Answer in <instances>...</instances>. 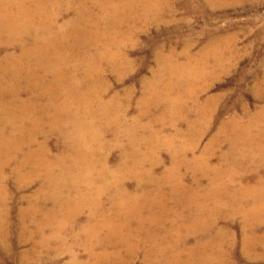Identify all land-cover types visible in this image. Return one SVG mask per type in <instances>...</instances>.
I'll return each instance as SVG.
<instances>
[{"label": "bare ground", "instance_id": "1", "mask_svg": "<svg viewBox=\"0 0 264 264\" xmlns=\"http://www.w3.org/2000/svg\"><path fill=\"white\" fill-rule=\"evenodd\" d=\"M62 1L0 0V45L5 44L16 51H6L0 58V194L6 193L1 184L6 169L17 177L18 188L24 189L39 181L34 198L27 203L25 212L28 215L23 218L29 217L39 229L55 224L58 231L64 226L62 221L74 219L81 210L96 202L95 208L89 210V221L100 216L101 223L87 225L90 246L85 264H101L104 261L109 264L113 259H118L117 263L128 262L139 249L131 241L143 230L149 231V241L152 242L144 254L145 264H194L195 257L201 264H226L224 244L229 242L232 245L231 241H227L231 235L227 230L219 235L210 234L217 219L225 215L223 210L228 211V218L242 219L243 251H253L256 245L264 244V238L260 235L261 238L257 237L255 232L256 224L264 221V180L257 176L254 184H248L242 176L247 171H254L255 166H264V129L253 132L252 122H256V117H251L248 124L252 125L248 126H241L235 120L222 122L217 134L197 154L203 132L193 133L197 139L189 143L183 138L194 132L207 116L205 110L211 100L205 103L196 100L199 114L195 121L190 123L186 132L177 131L173 138L165 139L163 144L159 143L156 133L149 132L148 137L139 138L136 136L138 132H131L132 127L125 132L119 131L128 143L121 140L115 142L122 149V158L120 166L111 170L101 157V152L109 144L98 140L103 135V130L98 129V122L100 117L110 118L117 123L120 119L110 114L111 108L118 109L117 98L104 101L108 88L104 85L106 68L102 63H106L107 70L115 71L119 78L126 60L119 44V51L110 52L109 47L115 45V37H110L107 31H100L101 25L98 23L106 21L112 25L119 21L117 18L121 17V9L126 8L128 3L84 0L79 4L78 0H66L65 11L71 9L72 15L62 21ZM96 4H100L99 14L93 17L90 6ZM101 35L107 36L108 42L98 50L97 40ZM160 66L158 73H171L177 82L191 84L202 77V72L195 68H190L189 72L187 68L177 65L165 66L161 62ZM155 77V85L149 84L147 91L155 99L163 101L167 109H180L187 97L191 102L195 97L199 99L200 90L192 85L187 88L185 97L170 98L167 89L175 84L168 83L167 88L159 89L156 86H159L161 76ZM23 94L27 97L22 98ZM47 132L56 133L57 137L59 134L66 149L52 154ZM222 134L228 149L220 155L222 164L212 166L209 158L213 156L215 146L219 147L218 139ZM40 137L43 139L39 140ZM137 139L145 142L146 152L139 149ZM153 139H158L155 148ZM162 150H167L171 164L166 177L176 179L170 192L177 195L175 201L179 210H174L177 218L172 223L179 221L181 224L176 223L179 226L174 227V223L173 230L164 227L171 209L164 203L166 198L157 194L159 190L152 193L159 205L153 210L136 191L128 192L122 186V180L132 173L133 165L143 168V163L149 162V165L160 166L162 160L157 153ZM155 154L157 159H152ZM132 158L131 166L129 162ZM184 168L191 173H200L193 176V185L185 186L177 177V174L183 175L181 170ZM94 176L102 181L101 192L111 193L109 209L103 208L101 199L104 195L97 194L90 184L93 180L89 179ZM181 195H186L182 197L186 203L180 201ZM40 210L42 216L37 219ZM185 212L187 215L183 217ZM103 229L107 233L102 241L98 234ZM190 235L194 241L188 246L186 240ZM105 241L108 246L114 244L119 249L104 253L93 251L92 246ZM175 248H179V251ZM121 249H124V253ZM184 256L189 257L187 262H183Z\"/></svg>", "mask_w": 264, "mask_h": 264}, {"label": "rangeland", "instance_id": "2", "mask_svg": "<svg viewBox=\"0 0 264 264\" xmlns=\"http://www.w3.org/2000/svg\"><path fill=\"white\" fill-rule=\"evenodd\" d=\"M78 1L79 4L84 2V0ZM111 1L128 3L126 8L121 9V17L117 18L120 22H113L112 25L106 21L98 23L99 26L101 25L100 31H107L110 33V37H115V45L109 47L110 52L119 51L117 50L119 44L126 60L119 78L115 71L112 73L107 70L106 63H102L106 68V73H103L106 83L104 85L106 89L108 88L104 95V101L112 97L117 98L118 109L111 108L110 114L120 119L117 123L115 120L111 121L110 118L100 117L98 122L100 125L98 129L103 130L101 140H98L106 145L109 144L101 152V157L106 160L107 166L111 170L120 166L122 158V149L117 147L115 142L121 140L122 143H128L119 131L125 132L132 127L131 132L134 130L135 133L138 132L136 136L139 138L156 133L159 143L163 144L165 139L173 138L177 131L186 132L190 123L195 121L194 119L199 114L196 109V100L200 103L211 100L206 106L207 116L203 118L202 124L200 123L194 132L191 131L183 138L186 143H189L190 140L197 139L196 135H192L193 133L203 132L199 138L197 154L202 152L210 139L217 134L222 122H234L235 120L241 126H248L252 125L248 123L254 116L256 122H252L254 123L253 132L258 133L260 129H264V0ZM62 5L64 12L61 19L64 21L72 15V10L65 11L66 0L62 1ZM99 5L90 6L93 17L99 14ZM93 23L95 24V21ZM107 36L109 37L108 34ZM107 36L101 35L98 38V44L96 43L99 47L98 50L105 47L104 45L108 42ZM6 46L5 44L0 45V58L6 51H15V49ZM161 62L165 66L177 65L187 68L186 70L189 72L195 68L202 72L200 74L202 77L191 84L177 82L172 78L171 73H158ZM203 68L204 70H202ZM157 73L158 75H156ZM155 76H161L159 80L161 82L159 86H156L159 89L167 88L168 83L175 84L173 87L171 86L172 88L169 87L170 90L167 89L168 97L176 98L180 95L185 97L187 88L192 85L200 90L199 99L195 97L191 102L189 97L185 98L182 107L178 108L179 113L178 110L167 109L163 101L155 99L147 91L149 84L155 85L153 83ZM26 97L27 95H22V98ZM46 134L52 154H59L66 149L59 134L58 137L53 132ZM118 135L121 136L118 137ZM165 136L167 137L165 138ZM224 138V134H222L218 139L219 147L215 146L214 154L209 158V163L212 166L222 164L220 155L228 149L227 141L223 140ZM42 139V137L39 138V140ZM137 141L139 149L146 152L145 142L138 139ZM157 143L158 139H153L154 148ZM179 143H175V145L178 146ZM157 155L162 160L160 166L149 165V162L143 163V168L133 165L132 173L122 180V186L128 192L136 191L135 193L140 198L146 199L147 204L153 210L157 209L159 205L152 193L159 190L160 192L157 194L163 196V199L166 198L164 203L171 209L169 218L171 221L165 222L164 227L173 230L175 226H179L176 223H180L179 221L174 222L175 224L172 223V220L177 218L174 210H179L175 201L177 195L170 192L173 191L171 186L176 182V179L166 177L169 173L167 171L171 168L167 150H162ZM157 155H153L152 159H157ZM132 160L133 158L129 162L131 166ZM244 166L246 165L244 164ZM255 168L254 171H247L242 175L247 180L246 183L254 184L257 176H261L264 180V166H255ZM181 174L183 175L177 174V177L179 176L181 183L185 186L193 185V176L200 175V173H191L186 168L181 170ZM96 177L89 179L93 180V182L90 181V184L97 194L104 195L101 199L103 208L109 209L111 206L109 196L112 189L109 191V195L102 193L100 188L102 181ZM157 180L160 181L159 186ZM204 183L206 185L207 181L205 180ZM1 184L6 189V193L0 194V264H75L77 262V264H85L87 262V251L90 246V236L86 232L87 225L101 223L100 216L94 217L92 222L89 221V210L95 208L96 202L89 208L81 210L74 219L62 221L64 226L59 231L55 224L39 229L29 217L23 218L28 215L25 212L27 203L34 198L39 181L33 182L24 189L18 188L17 177L9 169H6L5 179ZM185 196L181 195L180 197V201L183 203H186L182 198ZM61 213L66 214L63 211ZM41 214L42 210L37 212V219L41 218ZM223 214L225 215L218 218L216 224L213 225L210 234L219 235L221 231L227 230L228 235H231L227 241H231L232 245L229 242L224 244V249L227 252L226 264H264V244L261 242V245H256L253 251H243L241 217L228 218L226 210H223ZM186 215L187 212L183 214V217ZM255 230L257 237L264 238V221L258 222ZM100 232L98 237L103 241L107 231L103 229ZM149 235V231L143 230L134 241H131L138 245L139 249L136 251V256L129 260L130 262L119 261L121 263H117L118 259H113L109 264H145L144 254L152 244L149 241ZM193 241L194 237L190 235L187 237L186 243L190 246ZM95 246H92L93 251L102 253L119 249L114 244L108 246L106 241ZM121 250L124 253V249ZM175 250L179 251V248H175ZM172 253L175 252L172 251ZM188 258L184 256L183 262L184 260L187 262ZM193 260L194 264H201L197 257ZM101 261L104 260L101 259ZM101 264H105V261Z\"/></svg>", "mask_w": 264, "mask_h": 264}]
</instances>
